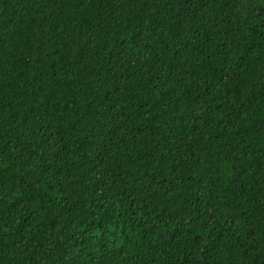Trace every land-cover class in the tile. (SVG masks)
<instances>
[{
  "label": "trees",
  "instance_id": "1",
  "mask_svg": "<svg viewBox=\"0 0 264 264\" xmlns=\"http://www.w3.org/2000/svg\"><path fill=\"white\" fill-rule=\"evenodd\" d=\"M0 264H264V0H0Z\"/></svg>",
  "mask_w": 264,
  "mask_h": 264
}]
</instances>
